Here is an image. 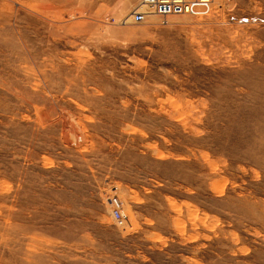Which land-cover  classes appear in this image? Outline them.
Returning a JSON list of instances; mask_svg holds the SVG:
<instances>
[{"label": "rangeland", "instance_id": "rangeland-1", "mask_svg": "<svg viewBox=\"0 0 264 264\" xmlns=\"http://www.w3.org/2000/svg\"><path fill=\"white\" fill-rule=\"evenodd\" d=\"M139 1L0 0V264H264V0Z\"/></svg>", "mask_w": 264, "mask_h": 264}, {"label": "built area", "instance_id": "built-area-1", "mask_svg": "<svg viewBox=\"0 0 264 264\" xmlns=\"http://www.w3.org/2000/svg\"><path fill=\"white\" fill-rule=\"evenodd\" d=\"M213 0H140L131 14L123 22L134 24H147L152 17L159 18L162 22L170 16L191 14L195 7L212 3ZM107 198L110 215L120 225L123 224L122 208L116 195Z\"/></svg>", "mask_w": 264, "mask_h": 264}]
</instances>
